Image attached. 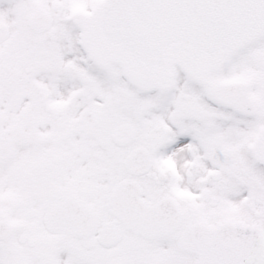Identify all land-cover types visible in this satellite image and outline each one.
<instances>
[{
    "label": "snow or ice",
    "instance_id": "obj_1",
    "mask_svg": "<svg viewBox=\"0 0 264 264\" xmlns=\"http://www.w3.org/2000/svg\"><path fill=\"white\" fill-rule=\"evenodd\" d=\"M0 264H264V0H0Z\"/></svg>",
    "mask_w": 264,
    "mask_h": 264
}]
</instances>
